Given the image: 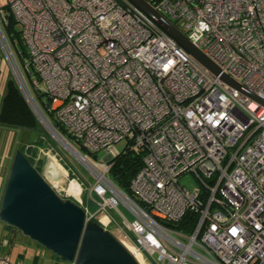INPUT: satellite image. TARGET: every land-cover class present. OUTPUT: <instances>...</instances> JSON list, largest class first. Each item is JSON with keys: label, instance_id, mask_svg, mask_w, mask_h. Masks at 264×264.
I'll list each match as a JSON object with an SVG mask.
<instances>
[{"label": "built area", "instance_id": "built-area-1", "mask_svg": "<svg viewBox=\"0 0 264 264\" xmlns=\"http://www.w3.org/2000/svg\"><path fill=\"white\" fill-rule=\"evenodd\" d=\"M4 1L44 106L1 19L0 52L35 118L91 175L77 195L87 219L140 264H264V103L201 65L129 0ZM150 3L264 100V0ZM123 139L142 154L129 193L110 177V147Z\"/></svg>", "mask_w": 264, "mask_h": 264}, {"label": "water", "instance_id": "water-1", "mask_svg": "<svg viewBox=\"0 0 264 264\" xmlns=\"http://www.w3.org/2000/svg\"><path fill=\"white\" fill-rule=\"evenodd\" d=\"M163 31L175 39L201 65L222 81L262 103L220 68L149 0H129ZM38 97L46 100L43 91ZM65 184V182H63ZM0 221L49 250L54 257L72 264H140L130 249L109 229L87 219L85 209L64 197L19 148L14 152L5 182Z\"/></svg>", "mask_w": 264, "mask_h": 264}, {"label": "rangeland", "instance_id": "rangeland-1", "mask_svg": "<svg viewBox=\"0 0 264 264\" xmlns=\"http://www.w3.org/2000/svg\"><path fill=\"white\" fill-rule=\"evenodd\" d=\"M4 5L5 1L0 0V7L2 8L1 13L3 17L10 12L9 9L4 8ZM2 15L0 14V17H2ZM15 27L17 29L21 28L18 22H16ZM10 44L13 47V51L28 84L33 90H35L31 83V76L26 73L24 64L18 57L14 43H12L11 40ZM12 77L13 76L11 74L9 64L6 58L0 52V107L2 98L6 92L7 83L10 79H12ZM33 78H36L35 74H33ZM42 86L43 85H41V87ZM37 123L39 129L36 132L19 130L16 128H7L6 126L0 125V183L2 180L3 184L6 181L14 152L16 149H19L20 146H24L26 147V155L34 161L35 165L40 167L41 173L48 180H51L56 184L58 191L64 197L71 198L79 204L80 197L68 191L69 183L70 181H74L78 185L80 184L79 188L82 187L84 189L86 185L85 182L92 181L91 175L70 152L66 151V149L51 136L46 127H44L40 121L37 120ZM126 146L127 140L125 139L114 143L110 147V153L112 157L114 158L119 155L124 150V148H126ZM100 155L102 156L103 153H100ZM63 182H65V184H63ZM83 194L81 199L84 198L87 200V197L90 198L87 194V188L86 192ZM84 199H82L83 202ZM94 208L95 206L90 202L89 210L92 211ZM119 208L126 213L124 207L121 204L119 205ZM128 216L130 217V215ZM110 228L113 231L115 230L113 226ZM6 237L10 239L11 235L7 233ZM22 239L25 241V244L16 243L14 245L15 250H12V257L16 258V253L21 250L20 253L24 258V261L28 262L29 264H72L70 262H63L58 257L52 256L49 250L45 249L36 242L29 240L23 235Z\"/></svg>", "mask_w": 264, "mask_h": 264}, {"label": "trees", "instance_id": "trees-1", "mask_svg": "<svg viewBox=\"0 0 264 264\" xmlns=\"http://www.w3.org/2000/svg\"><path fill=\"white\" fill-rule=\"evenodd\" d=\"M152 2V0H149ZM4 8L9 9L7 6ZM2 21L3 30L10 42L14 43V47L16 49V53L20 60L23 62L24 66L28 60V51L27 47L24 44L21 38V31L15 27L16 20L13 17L12 13L9 12L3 18L0 17ZM19 45V46H18ZM12 46V45H11ZM13 48V47H12ZM26 59V60H25ZM36 95L38 96V91L35 89ZM40 98V97H39ZM42 106L45 105L46 100L41 98ZM0 125L6 126L7 128H16L19 130H27V131H38V123L37 119L29 109L27 103L25 102L23 96L21 95L19 89L17 88L13 78L10 79L7 83L6 92L2 98L1 107H0ZM61 130L63 128L61 127ZM65 132V131H64ZM67 137L70 139L72 143H74L80 150L85 151L78 142L72 140L68 135ZM26 155V151L24 146L19 147ZM29 148V147H27ZM27 156V155H26ZM29 160L32 164L41 172L40 167L35 165L34 161L29 157ZM110 177L111 179L124 191L130 192V180L137 170L142 166V154L131 151L128 147L124 148V150L113 158ZM10 229H17L7 226Z\"/></svg>", "mask_w": 264, "mask_h": 264}, {"label": "crops", "instance_id": "crops-1", "mask_svg": "<svg viewBox=\"0 0 264 264\" xmlns=\"http://www.w3.org/2000/svg\"><path fill=\"white\" fill-rule=\"evenodd\" d=\"M4 186H5V183L3 184V180H2V182L0 183V202H1L2 194H3ZM7 233L11 235L10 239L6 237ZM5 240H7L6 244H4ZM16 243L25 244V241L22 239V235L20 233H17L16 230L8 228L7 225H5L3 222L0 221V255H2L4 258L5 257L8 258L11 262L23 261L25 264H29L28 262L24 261V258L22 257V254L20 253L21 250H19L16 253V256H17L16 258L12 257L13 251L15 250L14 245ZM1 264H5V263L2 262Z\"/></svg>", "mask_w": 264, "mask_h": 264}, {"label": "bare ground", "instance_id": "bare-ground-1", "mask_svg": "<svg viewBox=\"0 0 264 264\" xmlns=\"http://www.w3.org/2000/svg\"><path fill=\"white\" fill-rule=\"evenodd\" d=\"M79 185L75 183L74 181H71L68 186V191L71 192L74 195L79 194Z\"/></svg>", "mask_w": 264, "mask_h": 264}, {"label": "snow or ice", "instance_id": "snow-or-ice-1", "mask_svg": "<svg viewBox=\"0 0 264 264\" xmlns=\"http://www.w3.org/2000/svg\"><path fill=\"white\" fill-rule=\"evenodd\" d=\"M170 63H172V62H171V61H169V64H170ZM165 67H167V65H165ZM232 231H233V233L235 234V231H236V230H235V229H233Z\"/></svg>", "mask_w": 264, "mask_h": 264}, {"label": "clouds", "instance_id": "clouds-1", "mask_svg": "<svg viewBox=\"0 0 264 264\" xmlns=\"http://www.w3.org/2000/svg\"><path fill=\"white\" fill-rule=\"evenodd\" d=\"M201 26H202L203 28H207V25H203V24H202Z\"/></svg>", "mask_w": 264, "mask_h": 264}]
</instances>
